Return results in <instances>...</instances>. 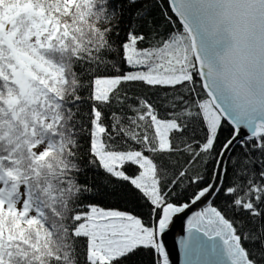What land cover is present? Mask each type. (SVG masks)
<instances>
[{
	"label": "snow or ice",
	"instance_id": "snow-or-ice-1",
	"mask_svg": "<svg viewBox=\"0 0 264 264\" xmlns=\"http://www.w3.org/2000/svg\"><path fill=\"white\" fill-rule=\"evenodd\" d=\"M124 2L0 0V264H172L200 205L187 264H264V0H171L167 33L144 6L120 38ZM125 186L146 217L93 202Z\"/></svg>",
	"mask_w": 264,
	"mask_h": 264
},
{
	"label": "trees",
	"instance_id": "trees-1",
	"mask_svg": "<svg viewBox=\"0 0 264 264\" xmlns=\"http://www.w3.org/2000/svg\"><path fill=\"white\" fill-rule=\"evenodd\" d=\"M146 6L149 10V19L153 20L155 24L159 27L161 32L167 33L173 28H180L181 24L176 19L174 14L172 13L168 1L167 0H138V3L134 6H128L126 2H124V12L123 16L120 17L119 31L120 38H123L125 31L128 27L134 23L140 24L142 21L136 20L134 17V13L137 9ZM166 16H170L172 18V23L166 19ZM115 23V22H114ZM131 91L136 95H150L151 92L148 88H145L142 85H133L131 86ZM228 136V130H225L221 133L219 143H222L225 138ZM240 148H236V152H240ZM205 175V182L207 181V177L211 174L212 170V162L210 161L206 169L204 166H201L199 169ZM91 173H87L86 175H81L80 180L82 182L89 180ZM95 182V181H91ZM227 183V181H225ZM191 191L189 187L186 191L181 189H176V195L173 196V200L176 202H183L186 199L188 192ZM123 194L119 196H110L106 194L99 195L93 201L101 207L105 208H118L120 210L131 211L135 214L143 215L146 217V207L145 205L138 199V197L132 193L131 189L125 186L122 189ZM224 197H217L215 203L219 206H223ZM144 260H150V257H143Z\"/></svg>",
	"mask_w": 264,
	"mask_h": 264
},
{
	"label": "water",
	"instance_id": "water-1",
	"mask_svg": "<svg viewBox=\"0 0 264 264\" xmlns=\"http://www.w3.org/2000/svg\"><path fill=\"white\" fill-rule=\"evenodd\" d=\"M167 1L171 9V0H167ZM172 13L180 23L179 17L176 16L175 12L172 11ZM203 206L204 205L193 207L186 213H181L178 214L176 217H174L173 223L171 224L169 230L167 231V233L163 238L165 245L169 250L172 264H187L184 255V249L180 241L187 236L186 229H187V221L189 217L193 214V212L200 210V208ZM193 259H195V257H193Z\"/></svg>",
	"mask_w": 264,
	"mask_h": 264
}]
</instances>
